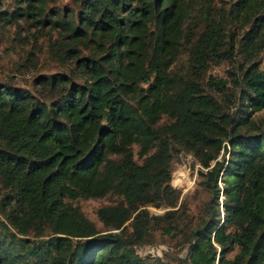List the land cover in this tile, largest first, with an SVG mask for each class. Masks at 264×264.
I'll return each instance as SVG.
<instances>
[{"label":"trees","instance_id":"obj_1","mask_svg":"<svg viewBox=\"0 0 264 264\" xmlns=\"http://www.w3.org/2000/svg\"><path fill=\"white\" fill-rule=\"evenodd\" d=\"M12 3L0 22L55 31L67 69L37 91L0 81V264H162L136 252L158 232L188 246L179 264H264V0ZM222 63L227 77L208 75ZM182 151L208 198L153 215L178 205ZM112 194L106 230L74 205Z\"/></svg>","mask_w":264,"mask_h":264},{"label":"rangeland","instance_id":"obj_2","mask_svg":"<svg viewBox=\"0 0 264 264\" xmlns=\"http://www.w3.org/2000/svg\"><path fill=\"white\" fill-rule=\"evenodd\" d=\"M61 5L73 6V0H58ZM230 0H212V6L216 10L225 6ZM3 8L10 10L13 7L12 0H2ZM2 8V7H1ZM196 22L195 31L200 32L203 22L200 16ZM57 38L55 31L48 29L38 30L31 25V21L19 19L16 23L2 24L0 22V81L10 80L12 83L26 87L32 91L39 90V85L35 79L44 74L56 73L67 68L59 61L55 55L51 54L50 45ZM187 45L184 46L182 56L174 67V71L180 70L187 60ZM229 63H222L213 66L208 75L213 77H227ZM257 115L264 116V111ZM168 120L164 117L162 123ZM140 146H134L135 158H139ZM112 157H116L112 155ZM203 170L200 162L190 153L182 151L173 162L172 186L180 191L178 205L176 207H154L149 209L153 215H163L168 210L181 208L191 216H196L203 203L207 200L208 194L201 186L200 171ZM119 201L116 195H108L103 198H92L88 200H77L74 202L86 216L91 219L100 230H106L104 223L98 216V209L113 205ZM186 211V212H185ZM166 236V235H165ZM160 232L157 233V240L153 243H144L136 246V252L144 259L156 262L161 258L162 264H179V258H186L188 246L181 245L180 241L169 236L165 237ZM237 251L229 254L233 258ZM160 264V263H159Z\"/></svg>","mask_w":264,"mask_h":264}]
</instances>
